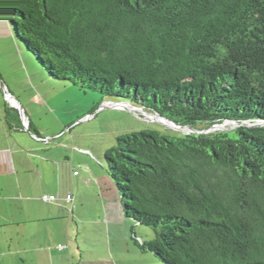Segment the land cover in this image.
Listing matches in <instances>:
<instances>
[{
	"label": "trees",
	"instance_id": "trees-1",
	"mask_svg": "<svg viewBox=\"0 0 264 264\" xmlns=\"http://www.w3.org/2000/svg\"><path fill=\"white\" fill-rule=\"evenodd\" d=\"M1 6L49 82L180 129L125 133L104 152L138 251L159 264H264V0ZM224 122L236 126L205 132ZM136 225L154 237L144 241Z\"/></svg>",
	"mask_w": 264,
	"mask_h": 264
},
{
	"label": "rangeland",
	"instance_id": "rangeland-1",
	"mask_svg": "<svg viewBox=\"0 0 264 264\" xmlns=\"http://www.w3.org/2000/svg\"><path fill=\"white\" fill-rule=\"evenodd\" d=\"M5 20L0 0V161L5 160L6 157L14 158L16 168L12 169V173L18 171L20 181L25 180L29 184L28 192L20 194L27 195L26 200H30V202H22L23 198L18 199L17 197V201L5 200L3 203L8 206L10 212H6L5 217L0 215V225L8 223V220L27 222L25 211L18 212L15 208L16 205L22 209L21 206L28 204L36 206L38 202L41 204L55 203L41 201L43 194L55 197L56 192L61 189L64 193L68 192L70 197L74 196V193L71 192L72 189L65 185V180L68 175L73 174V171L76 173L80 171L79 166L82 164L89 163L91 165L90 174L94 175L95 181L97 179L95 174L100 175L98 182L100 188L103 187V183H105L102 177L104 152L115 144L118 136L145 129L161 130L165 128L152 121L153 117L151 116L145 119L142 112L133 114L127 110L99 108L102 103L117 101L102 98L97 93L83 91L70 84L53 83V88L45 89L42 85V78H48L47 74L42 71L39 65H36L33 57L25 56L27 55L25 49L16 43L22 51L20 54L14 41L6 37L8 22ZM5 91L9 95L8 97H5ZM11 101L14 102L18 112L11 106ZM21 113L25 115L26 121L34 126L37 138L24 130ZM181 132L188 133L189 131ZM33 163L37 165L38 169L32 166ZM45 167L54 176V178L48 177L49 181L46 184L44 183L47 178V175H44ZM6 169L10 168L6 165ZM59 177H61V181H59ZM12 182L13 180L8 179L7 176H0V185L5 187L2 190L5 197L13 198L17 195ZM87 191L89 192L82 194L85 205L83 208L75 210L74 224L71 226V231L76 235L74 238H80L81 244L84 241L82 240L84 234L90 235L89 232H83L81 219L93 218L92 212L99 208L96 202H100L102 199L98 196V188ZM109 194L104 192L107 197ZM1 205L3 204L0 202V210ZM54 219L56 218L49 220ZM61 224L62 222L53 221L44 226L47 230L52 228L59 231L57 235L62 236V232L59 230ZM79 227L82 234L77 236ZM135 229L144 241H150L154 237L150 228L136 225ZM17 230L21 231L22 229ZM110 233L115 235L121 233L125 236L127 231L118 226L115 229L111 228ZM9 234L13 235L15 244L17 238L13 229L2 228L0 230V264H23L17 256L4 255V252L8 253L6 246L11 238ZM96 234H98L97 230ZM73 244L74 249L78 250L79 242L73 240ZM81 244L80 247H82ZM131 246L130 244L129 254H114L113 258L109 255L108 259L111 261L109 264H151L147 256L141 255L136 248ZM59 247L63 246H56L57 249ZM13 249H15L14 245ZM85 256L87 264L91 262V259L94 261L97 258V254L92 250L86 252Z\"/></svg>",
	"mask_w": 264,
	"mask_h": 264
},
{
	"label": "crops",
	"instance_id": "crops-1",
	"mask_svg": "<svg viewBox=\"0 0 264 264\" xmlns=\"http://www.w3.org/2000/svg\"><path fill=\"white\" fill-rule=\"evenodd\" d=\"M5 22L7 21L5 20ZM7 27L8 30L5 28V30H7L6 37L13 40L16 44L15 38L13 37L8 24ZM16 46L18 47L20 54H22L19 46L17 44ZM25 56L28 57L27 55ZM42 85L45 89L54 87V84L49 82L46 78H42ZM27 123H29V121H27ZM29 125H31L34 130V126L31 123H29ZM6 165L10 168L9 170L6 169ZM32 166L35 169H38L35 163H33ZM79 167L80 171L77 172V175H74L76 171H73V174L68 175L67 179L65 180V185L72 189L71 192L74 193V196L71 195L69 200L66 199L67 196H70L68 195V192L65 191L66 193H64V191L59 189L55 194L56 201L54 204H41L38 202L36 206L30 204L21 206L22 209L16 205L15 208L18 212L25 211L24 215L25 219H27V222L24 220H21V222L8 220V223L0 225V230L2 228L13 229L17 238L14 244L13 235L9 234L11 238L9 239V243L6 246L8 248V253L4 252V255L17 256L19 260L23 262V264H87L85 253H88L90 250H92L97 254V258L94 261L91 259L89 264H109L111 263V261L108 259L109 255L113 258L114 254H129L130 244L132 245L131 247L136 248L131 241V223L123 217L117 192L113 184L107 178L104 170L102 177L105 183H103V187L100 188V184L98 182L100 175L95 174V177L97 178L95 181L94 175L90 174L89 172L91 165L89 163H85ZM13 168H16V163L13 157L11 159L6 157L5 160L2 159V161H0V176H7L8 179L13 180L12 183L17 192V195L13 198L5 197L2 193V190H4L5 187L2 184L0 185V202L3 204L1 205L0 215H3L4 217L6 212H10L8 210V206L3 203L5 200L10 199L12 201H17V197L18 199L23 198L21 200L22 202H30V200H26V198H28L27 195L20 194L26 191L28 192L27 186L29 187V184L25 180L20 181L18 171H16L14 174L12 173ZM101 168L103 169L102 166ZM44 175H47L46 181L44 182L45 184L48 183L47 181H49L48 177L54 178V176H52V172H50L47 167L44 168ZM58 179L61 181V177ZM94 188H98V196H100L102 199L100 202H96L97 205H99V208L98 210L92 212L93 218L81 219V227H83V232H89L90 234H84V237L82 238L84 241H82L83 244H81L79 241L80 238H74L76 235H74V233L71 231V226L74 224L73 214L75 213L76 209L83 208L85 205L83 204L84 199L82 198V194L89 192L87 190ZM104 192L110 193L109 196H105ZM18 195L22 197H19ZM46 195L48 194H43V196ZM52 218L56 219L49 220ZM53 221L62 222V226L59 228V230L62 232V236L57 235L59 231L53 230L52 228L47 230L44 226L47 223ZM118 226L126 229L127 234L125 236L121 233H117L116 235L110 233L111 228L115 229ZM17 229L22 230L18 231ZM96 230L98 234H96ZM80 233L82 234L79 227V231L76 233L77 236ZM137 236L140 237L138 234ZM73 240L79 242L78 250L74 249L75 246L73 244ZM80 244L82 247H80ZM13 245L15 249H13ZM59 245L63 247H59L57 249L56 246ZM139 253L141 252L139 251ZM141 255L147 256L151 264H159L151 254L141 253Z\"/></svg>",
	"mask_w": 264,
	"mask_h": 264
},
{
	"label": "water",
	"instance_id": "water-1",
	"mask_svg": "<svg viewBox=\"0 0 264 264\" xmlns=\"http://www.w3.org/2000/svg\"><path fill=\"white\" fill-rule=\"evenodd\" d=\"M1 88V86H0ZM103 107H109V108H113V109H121V110H127L133 114H136L138 112H142L143 115L145 116V119L149 116L153 117V120L154 122H157L165 127H168V128H172V129H175V130H180L178 127H175L171 122H169L168 120H165L163 118H161L157 113H153V112H146L144 111L143 109L139 108V107H136V106H132L128 103H119V102H111V103H102V105L99 107V108H103ZM23 113V112H22ZM21 113V114H22ZM23 115V114H22ZM24 116V115H23ZM159 119H162V120H165L168 124L166 123H163L161 121H159ZM236 126L235 123H230V122H224L223 124L221 125H216V126H213L210 130H207L205 132H209V131H214V130H219V131H229L231 130L232 127ZM227 127H229L230 129H228ZM24 130L26 131H29L28 130V127H24ZM36 137V136H34ZM37 138V137H36Z\"/></svg>",
	"mask_w": 264,
	"mask_h": 264
},
{
	"label": "built area",
	"instance_id": "built-area-1",
	"mask_svg": "<svg viewBox=\"0 0 264 264\" xmlns=\"http://www.w3.org/2000/svg\"><path fill=\"white\" fill-rule=\"evenodd\" d=\"M4 95H5V97L9 96L6 93H4ZM9 99H11V98H9ZM12 103L14 104V102H12ZM21 122H22L23 128L24 127H28V123H27L26 119L24 118V116L22 114H21ZM74 175H77V173L75 172ZM66 199L69 200L70 196H67ZM41 201L46 202V203H52V202L56 201V198L54 196H43L41 198Z\"/></svg>",
	"mask_w": 264,
	"mask_h": 264
},
{
	"label": "flooded vegetation",
	"instance_id": "flooded-vegetation-1",
	"mask_svg": "<svg viewBox=\"0 0 264 264\" xmlns=\"http://www.w3.org/2000/svg\"><path fill=\"white\" fill-rule=\"evenodd\" d=\"M4 90H5V89H4ZM4 93H6V91H5ZM6 94H7V93H6ZM11 106H12V107H14V109H16V110H17V108L14 106V104H13V103L11 104ZM17 112H18V110H17ZM21 123H22V122H21ZM22 126H23V125H22Z\"/></svg>",
	"mask_w": 264,
	"mask_h": 264
},
{
	"label": "bare ground",
	"instance_id": "bare-ground-1",
	"mask_svg": "<svg viewBox=\"0 0 264 264\" xmlns=\"http://www.w3.org/2000/svg\"><path fill=\"white\" fill-rule=\"evenodd\" d=\"M159 121L168 124L165 120L159 119Z\"/></svg>",
	"mask_w": 264,
	"mask_h": 264
}]
</instances>
